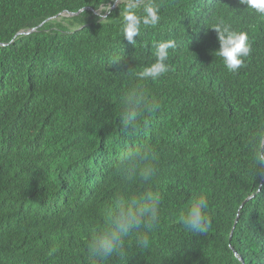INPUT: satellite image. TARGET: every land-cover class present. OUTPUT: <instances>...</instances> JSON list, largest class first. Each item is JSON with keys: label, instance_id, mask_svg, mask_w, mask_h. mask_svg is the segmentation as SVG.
Instances as JSON below:
<instances>
[{"label": "trees", "instance_id": "obj_1", "mask_svg": "<svg viewBox=\"0 0 264 264\" xmlns=\"http://www.w3.org/2000/svg\"><path fill=\"white\" fill-rule=\"evenodd\" d=\"M152 2L131 43L124 0H0V264H264V14ZM221 22L249 37L236 72ZM167 40L168 71L139 78ZM199 195L202 233L181 220ZM121 212L140 223L100 256Z\"/></svg>", "mask_w": 264, "mask_h": 264}, {"label": "clouds", "instance_id": "obj_2", "mask_svg": "<svg viewBox=\"0 0 264 264\" xmlns=\"http://www.w3.org/2000/svg\"><path fill=\"white\" fill-rule=\"evenodd\" d=\"M239 3L264 14V0H239ZM141 5H143V14L138 15L137 10ZM123 9V37L131 43H134L133 37L140 34L142 26L155 27L161 19L160 5L153 3L152 0H146V2L145 0H124ZM104 12H110L109 5L102 6L100 19H106L103 16ZM213 28L220 44L219 50L215 54L223 58L224 65L230 72H236L243 64V57L248 56L251 50L247 32L233 29L231 25L222 22L214 24ZM155 47V62L139 73L141 79L148 77L155 79L168 71V65L165 63L169 55L167 50L174 48L175 42L173 40L161 41ZM148 200L152 204L145 210L151 212L155 217L157 198L149 195ZM207 204L208 200L205 195H199L192 200L186 214L181 216L182 222L189 230L201 233L207 230L209 225L206 215ZM139 223L140 219L131 212H121L120 218L116 221V230L102 238L94 247V252L107 257L121 244L122 234L126 233L133 224Z\"/></svg>", "mask_w": 264, "mask_h": 264}, {"label": "water", "instance_id": "obj_3", "mask_svg": "<svg viewBox=\"0 0 264 264\" xmlns=\"http://www.w3.org/2000/svg\"><path fill=\"white\" fill-rule=\"evenodd\" d=\"M73 14H76V13H72V12H69V13H68V15H73ZM31 30H33V28L30 29L29 31H31ZM29 31H25V32H21V31H20V32H18L17 34H21V33H22V34H27ZM263 142H264V139H263ZM248 198H249V197H248ZM245 201H246V199L243 201V203H244ZM243 203H242V204H243ZM242 204H241V205H242ZM241 205H240V206H241ZM236 220H237V218L235 219V222H236ZM239 260L242 261L241 258H239Z\"/></svg>", "mask_w": 264, "mask_h": 264}]
</instances>
